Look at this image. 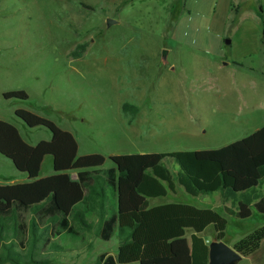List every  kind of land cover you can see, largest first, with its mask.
Instances as JSON below:
<instances>
[{"label":"rangeland","instance_id":"1","mask_svg":"<svg viewBox=\"0 0 264 264\" xmlns=\"http://www.w3.org/2000/svg\"><path fill=\"white\" fill-rule=\"evenodd\" d=\"M263 20L264 0H0V120L34 146L49 131L27 127L14 112L45 118L72 134L78 157L104 156V169L114 155L219 149L264 126ZM16 90L28 99L2 97ZM162 164L174 178L173 159ZM10 165L0 156V174ZM49 173L45 157L40 174ZM151 202L216 210L231 248L264 227L254 208L244 220L227 215L224 207H235L220 192L192 197L178 186ZM19 223L0 230L4 262L11 253L23 264H95L117 252L116 234L106 242L95 229L83 241L64 235L60 250L43 249L47 236H16ZM214 235L212 226L201 233L207 244ZM188 239L173 241L172 259L135 264H185ZM237 264H264V240Z\"/></svg>","mask_w":264,"mask_h":264},{"label":"trees","instance_id":"2","mask_svg":"<svg viewBox=\"0 0 264 264\" xmlns=\"http://www.w3.org/2000/svg\"><path fill=\"white\" fill-rule=\"evenodd\" d=\"M77 49L83 51L84 45ZM2 97L28 99L22 90L4 92ZM129 108L136 112L128 104L123 106L125 112ZM14 115L29 128H46L50 140L28 145L13 125L0 120V155L28 178L26 183L0 185V230L6 222L19 220L16 236L25 235L27 227L36 235L38 227L43 226L45 231L52 228V237L66 234L83 239L79 233L91 229V217L98 223L102 241H109L114 234L118 239L116 256L100 254L95 264L169 260L174 258L173 241L191 233L189 246L184 247L189 264H207L208 244L201 233L212 226L215 239L223 240L227 225L224 216L211 208L180 203L149 207V198L174 193L176 182L192 197L220 192L221 198L235 207H224L225 213L237 219L249 218L251 207L264 215V195L256 192L264 180V126L219 149L110 156L113 166L104 169V156L78 157L72 134L53 122L23 109L15 110ZM46 156L52 157L55 174L39 178ZM165 158L177 165L174 178L162 164ZM72 171L76 172V180L70 177ZM27 214L31 215L28 225L23 219ZM263 240L261 227L232 248L247 257L259 249ZM6 262L23 264L18 255L11 253H7L5 262L0 260V264Z\"/></svg>","mask_w":264,"mask_h":264},{"label":"crops","instance_id":"3","mask_svg":"<svg viewBox=\"0 0 264 264\" xmlns=\"http://www.w3.org/2000/svg\"><path fill=\"white\" fill-rule=\"evenodd\" d=\"M8 123V122H7ZM12 125V124H11ZM15 127V126H14ZM16 128V127H15ZM17 129V128H16ZM50 140V139H49ZM49 140H42V141H49ZM40 142V141H39ZM1 156V155H0ZM2 157V156H1ZM46 157H50L51 158V166H52V173L50 174H45L44 176L42 175L41 176V174L39 175V178H45V177H48V176H52L53 174H55V172H54V170H53V164H52V157L51 156H46ZM4 158V157H3ZM6 159V158H5ZM7 160V159H6ZM9 161V160H8ZM44 161V160H43ZM10 162V161H9ZM43 163V162H42ZM11 167H7V173L5 172V173H3V174H0V185H12V184H20V183H26V182H28V178H27V175H25V174H22V173H20L19 171H17L16 169H15V167L13 166V164L11 163V165H10ZM42 166V165H41ZM12 169V170H11ZM40 173H41V170H40ZM176 174V173H175ZM70 177H71V179L72 180H76V172L75 171H72V172H70ZM263 181V180H262ZM175 183V192L174 193H172V192H170V193H172V194H175L176 193V191L178 190V185H177V183L176 182H174ZM261 183V182H260ZM180 187V186H179ZM258 187H259V185H258ZM257 194L258 195H264V191L262 190V189H259V188H257ZM169 193V191L167 192V194ZM166 194V195H167ZM165 197V196H164ZM158 198H162V197H158ZM158 198H149L148 199V203H149V207H154V206H158V204L159 203H156V202H151V200H153V199H158ZM167 204V203H166ZM159 205H163V204H159ZM252 208L253 207H251V212H252ZM255 210V209H254ZM260 215H262V214H260ZM264 216V215H263ZM25 217H28L29 218V222H30V220H31V215H29V214H27V215H25V216H23V219L25 218ZM88 219H89V221L92 223V227H91V229L89 230V231H82V232H80L79 234L80 235H82L83 236V239H81V241H83L84 239H85V236L86 235H88V234H90L91 232H92V230L93 229H95L96 230V232H97V235H98V223H97V221L96 220H94V219H92L91 217H88ZM25 220V219H24ZM26 222V221H25ZM29 222L28 223H26L27 225L29 224ZM53 230H52V228H50V229H48V230H43V226H39L38 227V230L36 231V235H45V236H47L43 241H39L38 243L40 244V247H42L43 249H45V248H47V247H49L51 250H60V247H61V244L59 243V240H60V238L61 237H63L64 235H66V234H61L60 236H58V237H52L51 235H50V233L52 232ZM28 232H31L32 233V231H31V229L29 228V227H27L26 228V233H28ZM190 234L191 233H188V236H190ZM67 236H69V235H67ZM98 238H99V236H98ZM46 239H49L50 240V242L49 243H46ZM205 240V239H204ZM205 242L207 243V241L205 240ZM44 245H46V247L44 248ZM188 245H189V239H188ZM52 247H56L57 249H54V248H52ZM260 248V247H259ZM188 250H189V247H188ZM258 251V250H257ZM256 251V252H257ZM117 253V252H116ZM253 255V254H252ZM112 256H116V254L115 255H112ZM251 256V255H250ZM242 258H243V256H242ZM152 261H156V260H152ZM152 261H141V262H152ZM53 263H55V262H53ZM136 263H139V262H136ZM56 264H60V263H56ZM131 264H135V263H131ZM185 264H189V259L187 260V262L185 263Z\"/></svg>","mask_w":264,"mask_h":264},{"label":"water","instance_id":"4","mask_svg":"<svg viewBox=\"0 0 264 264\" xmlns=\"http://www.w3.org/2000/svg\"><path fill=\"white\" fill-rule=\"evenodd\" d=\"M110 25L111 21L107 20ZM242 258L238 252L226 245L223 240H213L208 244L207 264H237Z\"/></svg>","mask_w":264,"mask_h":264}]
</instances>
